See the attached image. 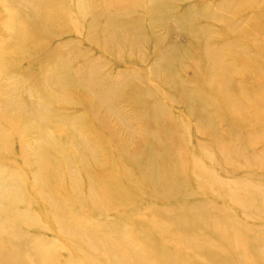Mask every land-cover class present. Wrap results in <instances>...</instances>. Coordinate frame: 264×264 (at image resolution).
<instances>
[{"label": "rangeland", "instance_id": "obj_1", "mask_svg": "<svg viewBox=\"0 0 264 264\" xmlns=\"http://www.w3.org/2000/svg\"><path fill=\"white\" fill-rule=\"evenodd\" d=\"M1 32L0 264H264V0H0Z\"/></svg>", "mask_w": 264, "mask_h": 264}, {"label": "bare ground", "instance_id": "obj_2", "mask_svg": "<svg viewBox=\"0 0 264 264\" xmlns=\"http://www.w3.org/2000/svg\"><path fill=\"white\" fill-rule=\"evenodd\" d=\"M49 4H50V2H48ZM46 6H48V5H46ZM89 13L88 14H91L92 15V17L93 18H98V17H100V15L103 13L102 12V10H105L103 7H101V5L100 4H94V5H91L89 8ZM97 9H99V11H101V13L99 14V13H95V14H93L92 12L93 11H95V10H97ZM109 16H110V14H108ZM107 15V23H109V16ZM107 23L106 24H103V27H106V28H108V25H107ZM96 28V27H95ZM108 30H110V29H108ZM111 30H113L114 32H116V33H118V34H124V30H119V31H117V30H115V29H111ZM102 31V30H101ZM128 38H129V36H128ZM0 45H2V46H0V56H1V53H3V52H7V50H9V40H7V41H4V42H2L3 41V33L1 32L0 33ZM136 42H139V40L138 39H136ZM5 45H7L5 48H4V46ZM11 51V50H10ZM93 81H90L89 82V84H90V86H92L93 84ZM222 101L224 102V99L222 98ZM223 104V103H222ZM221 104V105H222ZM220 238H222L223 239V237L222 236H219ZM224 240V239H223ZM225 242V241H224ZM226 243V242H225ZM227 244V243H226ZM13 254V252H11V253H9V255H12Z\"/></svg>", "mask_w": 264, "mask_h": 264}]
</instances>
